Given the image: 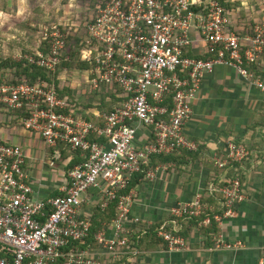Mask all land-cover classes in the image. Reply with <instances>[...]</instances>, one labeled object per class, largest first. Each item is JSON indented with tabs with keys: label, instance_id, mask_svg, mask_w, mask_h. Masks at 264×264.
<instances>
[{
	"label": "built area",
	"instance_id": "built-area-1",
	"mask_svg": "<svg viewBox=\"0 0 264 264\" xmlns=\"http://www.w3.org/2000/svg\"><path fill=\"white\" fill-rule=\"evenodd\" d=\"M69 26H42L38 34L49 50L23 58L47 73L60 69L70 61L67 38L77 31ZM78 36L89 85L116 87L122 102L97 114L101 123L96 124L51 83L39 78L34 84L0 83V110H28L20 123L53 150L50 165L60 159L61 145L85 158L68 172L64 195L43 200L34 195L22 148L0 141V264H103L80 248L91 229L89 218L79 212L80 198L91 188L99 190L101 209L116 203L112 236L102 230L95 240L113 260L136 254L139 236L131 224L139 218L130 216L132 195L126 190L138 174L156 177L161 166L146 169L152 156L197 150L184 127L204 76L228 65L264 93V79L246 69L264 56V29L238 34L219 0H98ZM195 43L214 58L187 56ZM141 128L149 135L138 145ZM225 150V158L213 157L216 167L232 169L220 187L209 188L221 196L217 208L204 201V194L173 207L156 231L168 251L187 249L183 222H196L201 229L237 216L246 198L236 172L250 152L236 142H228ZM225 246L219 234L213 238L212 249ZM257 264H264V248Z\"/></svg>",
	"mask_w": 264,
	"mask_h": 264
},
{
	"label": "crops",
	"instance_id": "crops-1",
	"mask_svg": "<svg viewBox=\"0 0 264 264\" xmlns=\"http://www.w3.org/2000/svg\"><path fill=\"white\" fill-rule=\"evenodd\" d=\"M246 1L231 0L237 3L229 12L231 25L239 34H245L253 26H264L262 0ZM244 12L245 18L242 16ZM24 52L13 58L20 59L33 53ZM190 52L200 56L206 50L202 43H195ZM257 71L264 74V56L258 60ZM70 87L74 89V84ZM81 112L94 116L102 113L95 106ZM19 118L15 113L0 110V141L22 148L35 197L44 200L57 192L63 193L68 174L65 168L72 156L68 161H56L50 165L51 148L38 134L26 131ZM184 132L197 143V150L182 154L170 163L156 164L154 168L161 167L154 179L140 178L131 188L130 216L139 218L138 223L131 224L133 232L139 236L136 254L124 256L120 261L107 255L95 237L102 230L111 237L113 219L107 222L99 212L96 213L95 208L100 204L98 189L91 188L81 196L79 212L89 218L91 229H96L93 240L84 248L91 256L103 264H257L264 248V93L242 78L233 67L217 65L202 80ZM148 135L146 129H139L138 145ZM228 142L241 144L250 153L236 172L246 199L238 206L235 218L218 225L219 235L226 246L212 249L213 245L210 247L203 230L187 222L183 227L187 249L168 251L165 243L148 231L169 220V212L177 204L190 202L198 194H204L207 204L217 208L219 193L216 190L209 193V188H217L226 175H231L232 169L216 167L213 157L225 154Z\"/></svg>",
	"mask_w": 264,
	"mask_h": 264
},
{
	"label": "trees",
	"instance_id": "trees-1",
	"mask_svg": "<svg viewBox=\"0 0 264 264\" xmlns=\"http://www.w3.org/2000/svg\"><path fill=\"white\" fill-rule=\"evenodd\" d=\"M87 1L89 2V5H90L89 7L95 12V10L97 9V6H98V0H87ZM219 2L221 4V6L224 8V10L228 13L230 11H232L233 9H235L234 4H232L231 0H219ZM17 10H18L17 0H13V17L16 15ZM1 12H3V11H1ZM5 12H7V11L5 10ZM30 15H31L32 22H33V17H32L33 13H31ZM44 15H45V12H44ZM90 18L91 17H89V19ZM47 19L44 18V20H47ZM63 21H65V23L68 22L67 19H63ZM87 21H84V26H85V23ZM53 22L54 21H52V20L51 21L47 20V21L43 22L44 23L43 25H38V27H37L38 31L37 32H39V30L42 28V26L50 25ZM70 23H72V24L70 25ZM70 23H69V25H70L69 27H70L71 31L74 32V29H77V31L74 33V35L71 34L67 38V45L70 48V61L69 62H64L61 64L60 69H57L54 72L47 73L41 68L30 65L28 63V61L23 58V56H22L21 60L18 62L16 60H14V58L13 59L1 58V60H0V83L16 84V83L22 82L24 80V81L28 82L29 84H34L37 81V79L39 78V79H41L47 83H51L52 85H54L60 97H64V96L69 97L70 93L73 92V89L70 87V85L66 87V85L64 84V86H62V87L60 86L61 88L58 85L59 81H60L59 79L61 78L60 77L61 73L63 74L67 70L69 65H71V63H73L75 60L77 61L78 64L73 65L74 68L78 67L79 69H83V71L87 70L89 68L88 64L85 63L84 61H82L80 58L82 51L84 50V47L81 44L82 39L78 36V34L81 33V31H79V28H75L73 26V22H70ZM27 24H29V27H31L30 23H27ZM27 24H25V25H27ZM32 26H33V24H32ZM84 26L82 28L83 29L82 31H84ZM254 28H255V26L251 27L250 31H248L246 33L253 34ZM36 49L38 51H41L42 53H47V51L49 50L48 42L42 40L41 37L39 36V34H38V47ZM23 55H25V54H23ZM186 55L189 57H196V58H201L204 60L205 59H213L215 56V54L209 53L208 51H206L203 55H200V56H194L191 54V52H189ZM257 65H258V61L256 62V64H251L249 66H246V69H248V71L252 72L255 75V77H259V78L264 79V74H262V72L257 71ZM8 73L11 74L10 75L11 80L6 81L7 79L4 80L3 76L7 75ZM98 91H100V95H102L100 97L101 100L98 103V106H95V105H93V106L97 107L100 112H109L110 110H112L113 105L117 106L122 102V99L120 97V91L116 87H111L108 89L105 87H102V88L98 89L97 92ZM106 97H109L108 101L106 100ZM71 101L73 103L72 99H71ZM93 106H84V108L82 106V109L84 111H87V110H89L90 107H93ZM104 110H106V111H104ZM11 113H15L18 116H20L19 119L29 117V112L26 108H23L22 110H19V111H11ZM84 118L87 121H91V122H94L96 124L101 123V121L98 117L91 115V114L84 115ZM188 152L189 151L180 150V151L174 152L173 154H170V155L152 156L151 161H150L149 165L146 167V169H149V168L153 169L154 166L158 163H170L172 161H175L177 157H179L182 154H186ZM50 154H53L52 149H50ZM70 156H72L71 159H69ZM218 156L222 159L225 158V155L222 153L218 154ZM68 159H69V161H68ZM84 159L85 158L81 156L80 152L71 151L68 146H64V145L62 146L61 145V147H60V159L57 161H68V166L65 168L66 173H68L75 165L83 162ZM143 177H144L143 174L136 175L133 178L130 186L127 188L126 192H128V190H130L132 188V186H134L136 184L138 179L143 178ZM221 185H222V183H220L217 187H220ZM63 195H64V193L57 192L53 195L52 198H55L57 196H63ZM218 198L220 199L221 196L219 195ZM204 201L205 202L207 201L205 196H204ZM95 209H96V213L99 212L100 215L103 218H105L107 222H110V220L114 219L116 216V203L115 202L110 203L106 209H101L100 205L98 204V206ZM187 222L193 223L194 225H196V222L186 221V222H183V227H186L185 224ZM160 225H161V223L151 227V229L148 232L150 234H152L153 236L154 235L157 236L156 231L160 227ZM91 228H92V225H91ZM201 229L203 230L204 234L206 235V239L210 242V247H211L213 245V238L218 236V234L220 233L219 232V226L217 224L212 223L209 227L201 228ZM95 232H96V229L95 230L90 229L89 237L86 240L85 244L80 245L81 249H84L86 244L90 243L93 240ZM181 234L183 236H186L185 228H183ZM158 240H161V239L158 238ZM137 243H138V241H137ZM122 259L123 258H121L120 260H122Z\"/></svg>",
	"mask_w": 264,
	"mask_h": 264
},
{
	"label": "rangeland",
	"instance_id": "rangeland-1",
	"mask_svg": "<svg viewBox=\"0 0 264 264\" xmlns=\"http://www.w3.org/2000/svg\"><path fill=\"white\" fill-rule=\"evenodd\" d=\"M247 2L250 3L251 1L248 0ZM262 3H264V0H262ZM232 4L235 6L237 3L232 2ZM17 5L18 10L13 17V0H0V60L1 58L13 59L15 54V56H18L23 50H25V54L36 51L38 47L37 27L43 25V22L47 20L54 21V24L65 25L63 19L66 18L69 23L73 22V26L79 28V31L84 34V31H82L84 21H87L94 14L87 0H17ZM31 13H33V22ZM242 16L245 18V12L242 13ZM44 18L48 19L44 20ZM27 23H30L31 27ZM251 24L254 25L255 23ZM246 27H249V24ZM260 27L264 29L263 24H260ZM20 59L16 60L20 61ZM76 64L78 63L75 60L63 74L61 73L58 85L62 87L65 84L67 87L74 84L73 90L75 91L70 93L69 97L77 107L93 106L94 103L100 102L102 95H100V91L97 92V90L91 88L85 70L83 71L78 67L74 68L73 65ZM10 75L8 73L3 76V79H7L6 81L11 80ZM95 106H98V104Z\"/></svg>",
	"mask_w": 264,
	"mask_h": 264
}]
</instances>
